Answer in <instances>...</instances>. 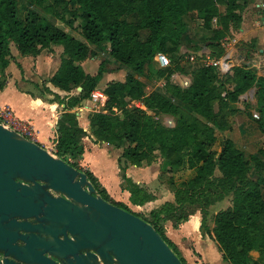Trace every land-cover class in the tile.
<instances>
[{"label": "trees", "instance_id": "trees-1", "mask_svg": "<svg viewBox=\"0 0 264 264\" xmlns=\"http://www.w3.org/2000/svg\"><path fill=\"white\" fill-rule=\"evenodd\" d=\"M23 1L46 14L30 8L22 15L24 6L20 0H0V71L10 63L12 43L24 56H37L52 45H60L64 48V57L50 82L66 92L83 88L78 96L68 100L48 87L42 89V96L54 95L52 101L65 104L58 123L55 155L87 173L105 200L132 212L124 203L113 201L107 191L98 186L93 173L82 166L85 153L82 139L86 132L72 112L97 89L106 72L105 63L101 64L97 75L86 74L82 64L94 53L84 42L53 24L48 15L60 19L72 30L81 29L86 41L108 51L129 70L150 79H166V91L202 118L187 115L159 92L147 95L145 85L132 75L124 82L107 86L104 92L109 113L92 114L90 126L97 141L122 150L118 164L133 205L144 206L153 201L155 195L126 177L130 166L140 167L159 153L170 167L169 174L180 169L195 171L193 178L174 186V203H166L153 211L150 220L136 215L153 225L177 254L163 233L160 221L168 218L177 223L187 221L188 206H198L204 216L202 227L206 228L208 209L231 196V206L214 216L213 237L223 259L231 264H264V149L246 155L233 140L226 139L221 145L222 151L216 150L217 132L227 131L229 126L222 110H216V103L237 102L254 87L259 114V119L254 120L264 135V77H259L249 66L235 67L232 74L221 77L212 67L180 64L182 47L195 51L204 46L213 47L219 49L217 54L215 50L214 57H221L225 53L222 43L231 36L232 29L242 23L241 10L246 0ZM158 53L177 61L170 68H161L155 61ZM175 73L191 75L192 84L181 88L172 83L170 79ZM226 82L232 83L233 90L226 89ZM5 85L0 76V90ZM131 101L142 102L156 115H171L177 118V124L167 127L146 110L130 106ZM252 251L261 253V262L249 259Z\"/></svg>", "mask_w": 264, "mask_h": 264}, {"label": "crops", "instance_id": "crops-1", "mask_svg": "<svg viewBox=\"0 0 264 264\" xmlns=\"http://www.w3.org/2000/svg\"><path fill=\"white\" fill-rule=\"evenodd\" d=\"M262 3H264V0H246L241 10L242 23L240 26L234 27L231 36L222 43L223 48L225 44L229 46L234 68L239 59L245 60L248 56H251V60L254 62L264 63ZM60 28L72 35L66 28ZM72 36L88 45L94 53L82 64L86 74L97 75L101 64L105 63L106 72L97 90L105 91L110 83L124 82L129 75H132L145 85L147 95L155 91L159 92L178 105L187 115L198 116L188 106L173 98L166 91V79L157 80L142 76L112 58L108 51H103L99 47L90 44L82 36ZM10 47V63L7 68L0 71V76L6 83L5 87L0 90V105L10 107L20 121L32 123L36 129L37 143L47 149H52L53 144L57 143V127L62 114L65 112V104L52 101L55 98L54 95L45 94L42 96L43 87H48L53 93L58 94L65 100H68L71 96H78L83 88L81 87V91L79 87L72 92H66L55 87L50 82L61 66L64 57V48L62 46L52 45L50 48L42 50L37 56L22 55L15 43H12ZM215 50L209 46L200 47L197 51L182 47L180 55L184 56L181 58L180 64L193 66L201 64L205 66L203 57H214ZM199 53H204L205 55L201 57ZM193 55L195 56V61H190V57ZM184 61L185 63H183ZM109 65L112 68H108L107 66ZM114 68L119 70L115 71ZM172 76L175 80L172 79ZM172 76L171 82L181 88H185L182 84L186 82V79H190L189 86L192 84L191 75L175 73ZM225 95L226 93L224 92L223 96ZM88 99L72 110V112L76 113L80 126L86 132V136L82 139V144L85 148L82 166L93 173L113 201L124 203L143 218L150 219L153 211L159 210L166 203L175 202L174 186H179L193 178L195 171L180 169L171 175L169 174L170 167L160 157L159 153L156 154L152 161L145 162L140 167L130 166L126 171V177L140 186L147 187L155 195V199L144 206L133 205L130 201L131 194L126 189L123 179L124 173L118 164L122 150L109 146L103 141H97L90 126L92 113L82 108L89 105ZM228 103L229 105L232 104L230 101ZM130 104L146 110L150 116H153L167 127H174L177 124V118L167 114L156 115V113L147 110L140 101H131ZM222 106L223 115L228 114L226 116V124L229 126L227 131L217 132L218 144L216 150L222 151L221 145H224L226 139L233 140L236 146L244 151L246 155L247 151L250 154H257L252 152L251 149L258 144L260 149H264V135L261 133L258 124L244 119L232 128L229 122L231 117L229 109L225 105ZM198 117L201 118L200 116ZM216 175L218 177L221 176L218 170ZM171 178L173 182H171ZM231 199L232 197L230 196L208 209L206 228L202 227L204 216L198 206H188L189 219L187 221L177 223L172 218L160 221L163 233L186 264H231L223 259V254L213 237L214 216L220 211L228 209L231 206ZM249 259L252 262H261L262 255L258 251H252L249 253Z\"/></svg>", "mask_w": 264, "mask_h": 264}, {"label": "water", "instance_id": "water-1", "mask_svg": "<svg viewBox=\"0 0 264 264\" xmlns=\"http://www.w3.org/2000/svg\"><path fill=\"white\" fill-rule=\"evenodd\" d=\"M0 254V264H183L153 225L105 200L87 173L1 122Z\"/></svg>", "mask_w": 264, "mask_h": 264}, {"label": "built area", "instance_id": "built-area-1", "mask_svg": "<svg viewBox=\"0 0 264 264\" xmlns=\"http://www.w3.org/2000/svg\"><path fill=\"white\" fill-rule=\"evenodd\" d=\"M261 10L264 22V3H262L261 5ZM224 50L225 53L221 57H203L205 54L199 53V55L203 57V63L205 64V66L215 68L221 77L232 74L234 68L231 53L229 51V46L227 44L224 45ZM155 60L159 63L162 68H170L172 66L171 59L167 54L158 53L155 57ZM190 61H195L194 55L190 57ZM107 101L108 97L105 92L96 89L92 92L90 98L88 99L89 105L82 108L88 110L92 114H108L109 111L106 108ZM130 106L134 105L130 104ZM113 111L116 113L118 112L116 108H114ZM254 117L256 119H259V114L255 113ZM0 122L3 125L8 126L9 128L23 135L28 140L32 142H37L36 129L34 125L29 122L20 121L15 116L14 112L10 107L0 105ZM56 145L57 143H54L52 149H48L54 155L56 152Z\"/></svg>", "mask_w": 264, "mask_h": 264}, {"label": "rangeland", "instance_id": "rangeland-1", "mask_svg": "<svg viewBox=\"0 0 264 264\" xmlns=\"http://www.w3.org/2000/svg\"><path fill=\"white\" fill-rule=\"evenodd\" d=\"M24 5V8L21 10L22 15H25L26 10H29L30 8H36L33 5L27 3L26 1L20 0ZM37 9V8H36ZM39 10L41 13L46 14L45 12H43L41 9H37ZM49 19L51 20V22L57 26L66 28L72 35L75 36H81V29L78 30H72L71 28H69L67 25H65L60 19H57L55 17H53L52 15H48ZM219 52V49L216 50V54ZM184 55H182L183 57ZM172 60V59H171ZM177 60H172V63L176 62ZM180 61V59H179ZM185 63V61L183 62ZM242 66H249L251 67L252 70H254L257 75L259 77L264 76V63L259 64L258 61H252L251 60V56H248L245 60H241L239 59L237 61V65L235 67H242ZM108 68H112L111 65L107 66ZM115 71H118L119 69L114 68ZM176 76V75H175ZM172 79H174V77L172 76ZM175 80V79H174ZM190 79H186V82H184V84H182L183 87L188 88L189 84H190ZM167 85V83H165ZM226 89H233L232 83L231 82H226ZM75 92H77V90H75ZM257 88L254 87L252 88L249 92H247L246 94L242 95L239 97L237 102H232V104L229 105V103H227V105H225L228 109H229V113L231 114V117L229 118V122L232 125V128H234V126H237L240 122H242L244 119L248 120L250 122H255L254 119H256L254 117L255 113H258V104H257ZM222 103L220 101H218L216 103V109L217 110H222ZM228 115V114H227ZM225 115V116H227ZM232 130V129H231ZM230 130V131H231ZM233 132V131H231ZM264 144V142H263ZM251 148V147H249ZM259 144L256 147H252L251 151L252 152H258L259 151ZM249 150V149H248ZM250 153L247 151V155H249ZM264 158V157H263ZM98 186L102 187L101 184L98 182ZM131 210V208H130ZM132 211V210H131ZM134 212V211H132ZM135 213V212H134ZM137 214V213H135ZM145 218V217H144ZM146 220H150L145 218Z\"/></svg>", "mask_w": 264, "mask_h": 264}, {"label": "flooded vegetation", "instance_id": "flooded-vegetation-1", "mask_svg": "<svg viewBox=\"0 0 264 264\" xmlns=\"http://www.w3.org/2000/svg\"><path fill=\"white\" fill-rule=\"evenodd\" d=\"M22 242H23V241L19 240V241H18V244L21 245ZM52 258H53L57 263H59L57 259H55L54 257H52ZM4 259H5V257H4L2 254H0V261H3ZM9 259H12V258H9ZM17 264H26V263H24V262H17Z\"/></svg>", "mask_w": 264, "mask_h": 264}]
</instances>
